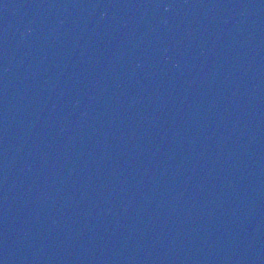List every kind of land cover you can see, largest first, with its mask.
<instances>
[{"label":"water","instance_id":"95a60500","mask_svg":"<svg viewBox=\"0 0 264 264\" xmlns=\"http://www.w3.org/2000/svg\"><path fill=\"white\" fill-rule=\"evenodd\" d=\"M0 264H264V0H0Z\"/></svg>","mask_w":264,"mask_h":264}]
</instances>
